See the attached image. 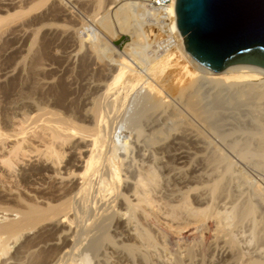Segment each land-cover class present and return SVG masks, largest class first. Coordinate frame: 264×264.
I'll list each match as a JSON object with an SVG mask.
<instances>
[{
	"label": "bare ground",
	"instance_id": "obj_1",
	"mask_svg": "<svg viewBox=\"0 0 264 264\" xmlns=\"http://www.w3.org/2000/svg\"><path fill=\"white\" fill-rule=\"evenodd\" d=\"M22 1L0 0V11L11 15L6 23L0 16L1 33L18 19L23 34L42 21L44 15L32 18L38 7L18 11ZM62 1L54 0L60 9ZM113 3L93 25L80 24L104 45L120 34L129 40L104 73L105 86L87 85L77 113L63 107V91L52 102L42 95L38 75L54 70L26 61L34 36L25 60L3 71L8 101L1 123L13 128L0 127V258L8 255L5 264H264L241 242L246 235L264 241V68L208 69L185 50L176 23L175 49L186 60L175 49L150 52L145 37L157 36L154 13L143 2ZM23 75L32 83L21 86ZM162 222L179 237L195 230L199 242L212 230L207 261L199 242L179 244L174 257L165 251L169 245L160 249L157 239L167 234L153 223ZM218 233L230 258L216 255Z\"/></svg>",
	"mask_w": 264,
	"mask_h": 264
},
{
	"label": "rangeland",
	"instance_id": "obj_2",
	"mask_svg": "<svg viewBox=\"0 0 264 264\" xmlns=\"http://www.w3.org/2000/svg\"><path fill=\"white\" fill-rule=\"evenodd\" d=\"M96 1L97 0H63L62 9H60L58 4H56L57 2L55 3L54 0H48L44 4H42V2H40L39 0H27V4H26V0H23L22 1L23 3L19 4L20 9L18 7L16 8L18 11L24 9L27 5L28 8L26 7V9L38 7L37 13L34 14L32 18H34L35 15L37 16L44 15V17L42 21L35 24L32 23L30 25L29 24L27 25L28 21L30 22V19H28V21L27 20L24 21L25 22L24 24L27 25L26 27L27 31H25L24 34L21 33L20 31H17L18 24L22 23V21H20L21 19L17 20L15 26L12 25V27H9L8 29L4 30V32L2 33L0 32V71L2 73V74L0 73V79L4 78L3 71H6L8 67L10 68V66L18 62H22V60L25 59L28 62L31 61H33L34 63L38 62L37 64L39 65H41L42 63L43 66L45 64L46 67H51L52 65L54 70L53 73L50 74L41 73L38 75L40 82L42 81L41 83L43 82L45 83L42 84L45 87L43 89L42 95L43 93L44 96L47 95L46 97L47 98L49 97L48 98L49 101L52 102L54 101V97H56L60 91H63L65 105L62 106L65 107L69 113L71 112L77 113V111H79L83 107L85 95L88 92L87 87L89 85L92 86V84H94L95 82L96 83L101 82L100 84H104L105 86L106 84L105 81H107L108 79L104 78L105 75L104 73H106L108 69L111 67V63L114 60L118 59L119 52H122L121 50L119 51V49H123L124 44L126 43V41L129 40L128 35L120 34L117 38L112 40L114 44L111 43L110 41H107L106 43L108 45H104L103 42L100 41V38H98L99 37L98 35H93V34L89 35L87 34L86 31H84V29L86 30V28L81 26L80 24L81 22H86L84 25H91V24L93 25L94 23H92L93 20L91 19H93L97 13L101 12L100 13L101 15L103 9H105L104 7L107 6L106 8H109L115 5L113 3L114 0H100L102 4L100 3L101 7H99ZM29 4L31 5V7H29L30 6ZM24 5L26 6L24 7ZM13 12H14L13 10L9 11V13H13ZM0 16H2L1 19L2 23H6L7 21H9V18H11V15L9 16L6 11H0ZM150 26L151 28L154 29L155 25H150ZM38 27L40 28V30ZM93 27H94L93 29L99 31L97 30V28H95V26ZM138 30L141 31L142 33H146L148 29L146 27H144L143 29V27L141 28L139 25ZM11 31H13V34ZM98 34L101 33L99 32ZM153 36H155V29ZM32 37L34 38L33 39L34 45L32 46V48L34 49L32 50L31 53L32 56H28L25 59H23V57L26 56L27 49L30 45L29 43ZM95 38L98 41L97 40L95 41ZM145 39L147 40L146 46H149V48H151L152 43L154 41L152 40V36L145 37ZM180 49L181 48L179 47L175 49L176 54L180 57L181 60L184 59L185 61L186 57L182 53L183 51L182 50L180 51ZM181 54L184 55L185 58ZM123 56H125V54H123ZM28 58H30L31 61ZM135 74L139 75V72ZM26 77L27 76L23 75L22 79H20V81L18 80L21 86L32 83V79L29 77H27L28 78L27 79ZM0 84L5 86L7 84V79L0 81ZM48 88L50 89V91ZM171 94H173V92ZM7 101L8 98L6 97L3 88H0V127L2 128V130L6 132H10L13 127L11 125L5 126L4 124L1 123L5 110L4 108L7 109V107H5L7 106L6 105ZM62 106L59 107L56 106V108L64 109ZM72 108L74 109V111H72L73 110ZM121 115L122 112L119 115V117ZM120 133L122 134L120 135V137L124 135H128V132L126 131H121ZM163 222L153 223V225L155 224L154 228L156 227L158 229L160 228L162 231L164 230L163 232L167 234L168 238L166 237V241L168 243L165 241V239L161 237L160 238L162 240H160V238H158L157 240L158 243L160 241L161 242L164 241L162 243L161 242L159 243V245L162 244L161 245L162 247H159L160 249L163 248L164 245H169L165 249V251L167 250L169 256L171 257L175 256L179 244L181 245L186 244L190 246V245H194L195 242L200 241V237H198L199 235L195 233L196 232L195 230H191L187 233H184L182 236L179 237L175 234H172L170 230L166 226H164ZM247 233L248 232H246V234ZM249 240L250 238L246 235L244 239H242L241 241L244 243L243 246H246V250H249L253 254L258 253L264 256V241H251V240L249 241ZM225 241L227 240H225L223 233H218L216 235V244H217L216 255L218 256L224 255L225 258L227 257L230 258L232 256V253L226 254L225 247L227 243ZM212 243H213L212 230L209 233H207L205 240L199 242V244L196 243L198 244L196 245L197 252L199 253V257L201 256V258L203 259L202 261H207V257L212 253L211 251ZM12 245L13 244H11V246ZM14 248L15 245L11 247L9 254L13 251ZM7 256L5 257L3 256L0 258V262H1L0 264H3L5 262L4 260L6 259Z\"/></svg>",
	"mask_w": 264,
	"mask_h": 264
},
{
	"label": "water",
	"instance_id": "obj_3",
	"mask_svg": "<svg viewBox=\"0 0 264 264\" xmlns=\"http://www.w3.org/2000/svg\"><path fill=\"white\" fill-rule=\"evenodd\" d=\"M175 15L185 50L201 65L264 68V0H176Z\"/></svg>",
	"mask_w": 264,
	"mask_h": 264
},
{
	"label": "built area",
	"instance_id": "obj_4",
	"mask_svg": "<svg viewBox=\"0 0 264 264\" xmlns=\"http://www.w3.org/2000/svg\"><path fill=\"white\" fill-rule=\"evenodd\" d=\"M143 2L154 13V22L157 36L152 44L150 52L163 54L175 49L179 43V32L173 27L176 16L173 12L174 0H132Z\"/></svg>",
	"mask_w": 264,
	"mask_h": 264
}]
</instances>
